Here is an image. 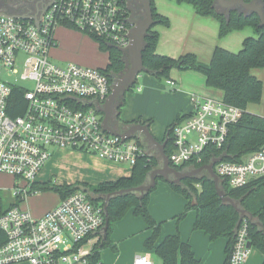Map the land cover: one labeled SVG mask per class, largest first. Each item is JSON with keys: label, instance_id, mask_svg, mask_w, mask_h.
<instances>
[{"label": "built area", "instance_id": "1", "mask_svg": "<svg viewBox=\"0 0 264 264\" xmlns=\"http://www.w3.org/2000/svg\"><path fill=\"white\" fill-rule=\"evenodd\" d=\"M131 12L127 0H53L33 19L0 15V172L23 180L14 194L20 200L32 191L41 169L54 154L53 148H72L113 161L135 165L149 150L136 137L124 139L103 126V104L114 80L106 67L75 62L63 65L50 58L57 45V23L86 30L116 48L131 43ZM24 59L20 78L32 80L30 90L12 84L3 70L17 72V59ZM167 82L174 86L175 81ZM15 86L27 101L22 114L9 113ZM141 87L138 86V90ZM194 109L173 125L174 149L170 163L177 168L199 156L208 147L221 149L244 110L214 96L193 98ZM93 102V104H91ZM220 180L241 188L264 176V145L241 162L221 160L214 166ZM105 204H94L85 190H77L39 217L17 202L0 215V264H89L94 245L106 223ZM250 217L239 223L230 264H244L251 247ZM101 264V262L99 263ZM134 264H154L150 253L135 256Z\"/></svg>", "mask_w": 264, "mask_h": 264}, {"label": "trees", "instance_id": "2", "mask_svg": "<svg viewBox=\"0 0 264 264\" xmlns=\"http://www.w3.org/2000/svg\"><path fill=\"white\" fill-rule=\"evenodd\" d=\"M176 1L192 4L196 12L202 16L215 17L220 23L219 38H224L229 33L242 30L246 26L252 27L254 33V35L247 36L244 39L242 48L237 52L217 45L208 63L199 60L193 52H188L179 57L159 54L157 45L160 33L155 27L157 25L169 26L170 20L167 16L158 12L155 0H150L155 23L145 36L146 45L143 50L144 66L147 68L145 72L160 79H170L171 71L174 68L199 71L206 76L207 85L224 91L225 101L238 105L244 110L240 121L231 127L229 136L221 149L214 146L208 147L199 156L177 168L183 171L199 168L221 155H224L223 159L226 161L241 162L246 156L259 150L264 145V117L248 110L250 104L260 103L263 95V81L252 73V69L264 67V26L261 25V19L257 13L246 15L244 12L240 13L237 9H233L227 15L214 5L215 0ZM246 1L250 2L252 0ZM262 1L264 2V0ZM95 39L100 42L101 49L109 51L106 72L112 75L114 80L127 68V56L120 49L108 45L105 41L97 37ZM135 85L136 83L129 90ZM125 95L126 93L117 100L111 122L115 123V120H120L127 128L135 122H125L120 118L121 109L126 103ZM26 106L27 101L24 97V90L19 86H15L10 99L9 113L12 116L22 114ZM179 120L180 118L177 116L166 130V137H169L165 147L167 155H170L174 149L173 125ZM136 139L149 152L133 165L132 172L128 176L98 184L75 182L59 185L53 180H48L40 183L34 182L32 189L47 188L48 185H52L60 192L61 198L82 189L89 193V198L94 204L101 202L105 204V196L112 195L107 206L109 226L106 232L101 233L99 241L94 245L89 264H99L101 262V251L104 248L117 251V245L111 240L114 224L132 209L134 214L141 216L147 223L148 228L152 230V234L145 240V247L153 250L162 260V264H199L200 261L196 257L191 244L181 238L179 231L166 235L158 243L161 235V223L152 216L149 210L150 194L157 185L147 192L143 198L139 197V192L113 195L118 190L146 183L149 180L151 171L162 166L163 159L158 149L149 143L143 135H139ZM160 178L163 177H158L157 183ZM168 183L175 192L180 193L187 199L185 208L176 216L177 219L181 220L190 211H196V219L193 225L195 230L205 231L212 241L220 237L227 238L224 264H230L240 212L231 204L223 202L213 178L207 171L186 178L180 183ZM220 184L228 196L235 200L241 199L240 207L252 216L250 218V241L252 246H257L264 254V176L251 180L248 185L241 188H231L227 181L222 179ZM8 208L3 206L0 198V215ZM258 222H261L263 226H260ZM3 242L4 235L0 233V244ZM262 264H264V259Z\"/></svg>", "mask_w": 264, "mask_h": 264}, {"label": "crops", "instance_id": "3", "mask_svg": "<svg viewBox=\"0 0 264 264\" xmlns=\"http://www.w3.org/2000/svg\"><path fill=\"white\" fill-rule=\"evenodd\" d=\"M156 7L159 13L167 16L170 20V25H157L155 27L156 30L160 33V39L157 45V52L159 54L168 55L171 57H179L188 52L195 53L199 60L202 62L208 63L212 58L213 51L217 45L229 49L231 51H239L242 48L244 39L249 36L247 35L242 37V45L238 50L230 45V39L226 36L224 38H219V29L220 23L213 16H202L196 12L194 6L190 3H178L176 0H155ZM72 32V31H68ZM56 39L59 41L60 36L55 34ZM96 55V54H94ZM94 67H107L106 66H94ZM254 69H252L253 71ZM146 73V72H145ZM253 73V72H252ZM254 74V73H253ZM255 75V74H254ZM143 78L142 85L138 84L141 89V93L132 96L127 95L126 103L121 109L120 118L125 122H136L140 120L141 122L149 123L150 130L154 134V136L163 141L166 138V130L164 133L160 134L154 129V125L156 120L150 115L145 114L144 111H135L130 109V103L137 97L146 98L148 95V90L150 87H153L154 75L147 73L146 76L144 74H139L137 77V81ZM259 78V77H258ZM171 80L175 81V85H170L167 81L164 84L163 94L168 95H176L181 99L167 112L165 117L167 118L166 124L167 128L175 121L177 116H179L180 120L184 117L188 116L194 109V101L193 98L199 96H214L217 98H224V91L215 87H211L206 83V76L195 70H181L174 68L171 71ZM260 79V78H259ZM168 80V79H167ZM137 83V82H136ZM136 86V85H135ZM134 86V87H135ZM133 87V88H134ZM170 88L172 90L171 93L167 92L166 88ZM159 89V87H158ZM129 91V90H128ZM127 91V92H128ZM126 92V93H127ZM251 105V104H250ZM248 106V110L250 108ZM252 113L254 111L249 110ZM145 114V115H144ZM263 116L264 115H260ZM149 120H151L149 122ZM113 126L119 129H124V125L119 120H115V123H112ZM68 149L69 154L75 156V159L71 161L80 160L79 164L84 170H80L78 172L75 171H52L50 175L51 179L55 178L56 184H64V183H75V182H85L89 184L101 183L109 180H115L122 176H128L131 174L133 165L129 164H119L122 166L109 165L105 164L107 162L118 163L108 159H105L98 155L87 154L88 152L72 149V148H61ZM54 160V156L45 164V166L41 169V171L46 168V165H50V163ZM73 161V162H74ZM76 162L74 164H76ZM63 170V169H61ZM40 171V172H41ZM50 177L47 178L46 182L50 180ZM166 181V180H165ZM37 182L38 177H37ZM161 190L164 194L169 198V200L160 203L165 204H173L179 200L177 196V192H175L168 182L162 184ZM180 194V193H179ZM185 199V205L187 203V199ZM149 210L154 212L156 210L155 207L150 205L149 202ZM48 211V210H47ZM178 211H171V214H175ZM190 212H194V221L196 219V211L192 210ZM44 214V213H43ZM42 214V215H43ZM152 214V213H151ZM154 217V215L152 214ZM155 218V217H154ZM156 219V218H155ZM157 220V219H156ZM158 221V220H157ZM193 221V225H194ZM175 233L173 230H169L165 232V235ZM203 235H202V234ZM152 234V230L148 228L147 223L141 216H137L134 214L133 209L130 210L122 219L118 220L114 224L113 232L111 233V240L117 245V251H113L110 248H104L101 251V264H134L135 256L139 253L148 252L145 247V240ZM192 234L189 238H184V241H188L194 252L196 257L201 260L199 264H208L212 256L216 254L220 248L224 246V253L218 254L217 258L214 260L212 264H224L226 259L225 248L227 245V238L220 237L221 242L212 243L209 235L203 230L197 232L196 238H194ZM163 237V238H164ZM159 237L158 243L163 239ZM219 239V238H218ZM217 240V239H216ZM215 241V240H214ZM201 243H203V247H210V252L205 253L204 249L201 248ZM198 246V247H197ZM151 254V253H150ZM263 254V253H262ZM156 255V254H155ZM158 257V256H157ZM153 258V257H152ZM264 259V254H263ZM154 264H162L161 259H153ZM263 262V260H262ZM247 264V260L245 262ZM262 264V263H261Z\"/></svg>", "mask_w": 264, "mask_h": 264}, {"label": "rangeland", "instance_id": "4", "mask_svg": "<svg viewBox=\"0 0 264 264\" xmlns=\"http://www.w3.org/2000/svg\"><path fill=\"white\" fill-rule=\"evenodd\" d=\"M247 33H249V36L254 35L252 27L246 26L242 30H235L229 33L227 35V37L230 39L229 44L236 48V50H238L242 45V37L247 35ZM55 34L60 36L61 40L59 41L58 45L53 46L51 49L50 58L53 62L60 65L68 62H75L93 67L107 65L109 51L106 49H101L100 42L86 30L75 28L66 25L65 23H57L55 27ZM24 59L25 57L23 55H20L17 59V65L15 66V68H17V72H11L4 69L3 77L12 84H20L30 90H33L35 88L34 81L22 80L20 78L21 74L24 71ZM252 72L263 81V95L261 102L251 104L249 110L254 111V114L264 115V67L254 68ZM142 74L146 76L147 73L142 72ZM154 78L155 79H152L154 81L151 83H155L153 87L149 88L147 97L144 99L137 97L134 102L132 100L130 103V109L135 111H144L147 115L151 114V117L156 120L154 129H156L158 133L160 131V134H162L164 133L165 129H167V118L165 117V115L181 98L176 95L163 94L162 87H164V84H166L167 79H160L156 76H154ZM142 80L143 78H140L137 81L136 86L126 93V98L127 95L132 96L133 94L137 95L141 93V91L138 90V84L142 85ZM166 89L167 92L173 94L170 88L167 87ZM52 150L54 151V160L50 163V165H46V168L39 172L38 181H45L50 177L51 174L49 173H51L52 171H63L64 173L65 171L78 172L82 169L84 170V168H82L79 164L80 160H77V162L74 160V162L71 161L72 159H75V156L69 154L68 149L53 148ZM87 154L93 155V153ZM75 162L76 164H74ZM105 164L122 166L119 164L124 163L107 162ZM50 180L55 181V178L51 179L50 177ZM166 182L167 181H165L163 178H160L158 180L157 187L150 194V205L156 208V210H154V212L151 211V213L158 220V222L161 223L160 237L163 238L166 231L173 230L175 233L179 231L182 239H187L192 234H194L193 236L194 238H196L195 234L202 230H195L193 227L194 212H189L181 220H178L176 217L185 208V199L183 195L178 193L177 196L179 197V200L173 204H168L167 202L165 204H162L161 206L159 205L160 203L169 200V198L161 190L162 184ZM24 183L25 182L23 180L15 178L11 174L0 172V198L2 199V203L5 208L10 207L11 205H14L18 202L20 207L25 210H29L33 217H39L47 210L57 206L62 199L60 192L53 188L55 186L48 185L47 188H39L36 190L32 189L33 191L24 196L23 200H20V198H17V196L14 194L16 189V186L14 185L19 184L21 186H24ZM171 211L178 212L175 214H171ZM220 240H222V238L209 242H211L212 244L215 242H221ZM200 244L205 253L210 252V247H203V243L201 242ZM147 250L151 251L150 253L153 259H160L159 257H157V255H155L153 250ZM215 251L216 254L212 256L208 264H212L214 262V260L217 258V253H224V246L223 248H220L218 252L217 249ZM262 260L263 254L260 249L255 245L251 246V252L247 259V264H261Z\"/></svg>", "mask_w": 264, "mask_h": 264}, {"label": "water", "instance_id": "5", "mask_svg": "<svg viewBox=\"0 0 264 264\" xmlns=\"http://www.w3.org/2000/svg\"><path fill=\"white\" fill-rule=\"evenodd\" d=\"M138 1L140 7L144 11V17L141 20H137L135 18V9L133 7L134 1L127 0V4L131 12L130 22L133 23L130 31L131 43L126 48H119L127 56L128 59L127 68L120 75L115 77L112 86V91L107 97L106 101L103 104L97 101V104H98V110L101 113H103V126L108 132L115 135H119L124 139L134 138V137H138L139 135H143L149 143H151L158 149L159 153L162 156L163 163L162 166L157 167L151 171L149 180L146 183L140 186L118 190L114 192L113 195L130 193V192H139L140 193L139 197L143 198L147 192H149L153 187L157 185L158 177H163L165 180H167L170 183H180L186 178H191L198 175L202 171H207L213 178L216 184L218 194L222 197L223 202L231 204L240 212V219L238 224L246 216L252 218V216L248 214V212H246L245 209L240 207L241 199L239 200L233 199L232 197L228 196L226 194V191L221 187L220 184L221 180L218 174L215 172L214 166L217 162L223 160L224 155L214 158L210 163L205 164L199 168L186 170V171L179 170L178 168H175L171 165L169 156L165 152V147L167 145L169 137L167 136L163 141L157 139L150 130L149 123L135 122L130 124L127 128L124 129H119L112 125L111 119L113 116V110L117 100L137 82V77L139 76V74L147 71V68L144 66V61H143V50L146 45L145 36L148 33V31L151 29V27L154 25L155 20L153 18V12H152L150 0H138ZM214 5L217 8L223 10L227 15H229L231 10L233 9H237L240 13L244 12L246 15L257 13L261 19V25L264 26V2L262 0H252L250 2L246 0H215ZM0 15H9V14L0 11ZM15 17L33 19L37 24L41 19L40 17L38 18V16L27 17V16L15 15ZM91 104H93V102H91ZM111 196H112L111 194H108L104 198L105 201L104 207L106 213V223L103 228L104 232H106L109 226L107 206ZM258 224L260 226H263L261 222H258ZM251 246L252 243L250 241L248 242V247Z\"/></svg>", "mask_w": 264, "mask_h": 264}, {"label": "flooded vegetation", "instance_id": "6", "mask_svg": "<svg viewBox=\"0 0 264 264\" xmlns=\"http://www.w3.org/2000/svg\"><path fill=\"white\" fill-rule=\"evenodd\" d=\"M52 1L53 0H0V11L12 16L34 17L42 14ZM133 1L135 18L141 20L144 17V11L140 7L138 0Z\"/></svg>", "mask_w": 264, "mask_h": 264}]
</instances>
